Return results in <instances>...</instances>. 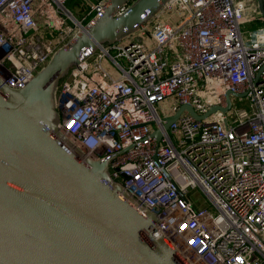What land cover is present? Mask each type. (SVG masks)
I'll list each match as a JSON object with an SVG mask.
<instances>
[{
  "label": "built area",
  "instance_id": "1",
  "mask_svg": "<svg viewBox=\"0 0 264 264\" xmlns=\"http://www.w3.org/2000/svg\"><path fill=\"white\" fill-rule=\"evenodd\" d=\"M107 1L84 0L76 16L66 8L71 0H0V83L21 89ZM137 30L149 31L151 42L113 43L83 56L72 79L61 81L60 132L91 160L105 162L112 179L155 215L154 235L182 264H264L258 0H168ZM103 58L116 77L103 70ZM90 64L98 77L88 73ZM227 92L225 113L196 120L183 112L164 130V118L178 108L161 115L162 102L202 115L225 107Z\"/></svg>",
  "mask_w": 264,
  "mask_h": 264
},
{
  "label": "water",
  "instance_id": "2",
  "mask_svg": "<svg viewBox=\"0 0 264 264\" xmlns=\"http://www.w3.org/2000/svg\"><path fill=\"white\" fill-rule=\"evenodd\" d=\"M167 1L108 0L21 89L0 83V264H182L154 235L155 215L107 164L64 141L56 110L58 87L83 56L132 34ZM229 95L202 115L180 105L164 130L183 112L196 120L225 113ZM152 136L159 141L161 132Z\"/></svg>",
  "mask_w": 264,
  "mask_h": 264
},
{
  "label": "rangeland",
  "instance_id": "3",
  "mask_svg": "<svg viewBox=\"0 0 264 264\" xmlns=\"http://www.w3.org/2000/svg\"><path fill=\"white\" fill-rule=\"evenodd\" d=\"M92 1H95V0H92ZM83 5H84V0H71V2H68L66 4V8L68 10H70L71 12H73L77 16L78 8L83 7ZM126 6H124V7H126ZM148 32L141 33V32H139V30H137V31L133 32L132 34L126 36L124 39H122L120 43L126 44L128 42L138 41V42H142V43L146 44L147 42H151ZM44 36H46V34H44ZM151 44L153 45V43H151ZM101 66H102L103 70L106 71L107 73L111 74L112 77L117 76L118 71L107 61L106 58H103V60L101 62ZM71 79H72V76H69V74H68L63 80L66 82H69ZM232 101L238 102V99L233 97ZM239 102L242 103L243 100L239 99ZM160 105H161V110L159 111V113L161 115L171 114L178 108L177 103L171 104L170 102H166V101L162 102ZM198 195H199L201 201L206 198L200 192H198Z\"/></svg>",
  "mask_w": 264,
  "mask_h": 264
},
{
  "label": "bare ground",
  "instance_id": "4",
  "mask_svg": "<svg viewBox=\"0 0 264 264\" xmlns=\"http://www.w3.org/2000/svg\"><path fill=\"white\" fill-rule=\"evenodd\" d=\"M87 71L89 74H92L94 77H98L100 75V73L98 72V69L96 68L94 64H90L89 66H87ZM64 141L66 142L68 141V139L65 137Z\"/></svg>",
  "mask_w": 264,
  "mask_h": 264
}]
</instances>
